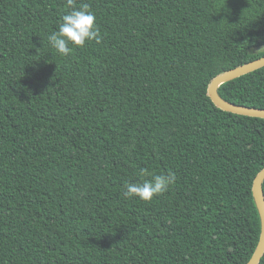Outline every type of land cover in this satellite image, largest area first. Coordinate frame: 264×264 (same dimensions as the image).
Masks as SVG:
<instances>
[{"label":"trees","instance_id":"obj_1","mask_svg":"<svg viewBox=\"0 0 264 264\" xmlns=\"http://www.w3.org/2000/svg\"><path fill=\"white\" fill-rule=\"evenodd\" d=\"M75 4L102 40L62 57L48 36L66 0H0V264H246L264 118L208 88L264 56V0ZM218 93L264 108V66ZM141 169L175 183L124 198Z\"/></svg>","mask_w":264,"mask_h":264},{"label":"clouds","instance_id":"obj_2","mask_svg":"<svg viewBox=\"0 0 264 264\" xmlns=\"http://www.w3.org/2000/svg\"><path fill=\"white\" fill-rule=\"evenodd\" d=\"M69 11L63 15L58 29L48 36L51 47L62 56L71 55L74 48H84L90 42L99 43L102 40L100 28L95 13L89 10L88 5L76 6L75 0H66ZM141 177L136 182H125L121 195L126 199L139 198L151 202L169 191L175 183V174L149 173L147 169H141L138 173ZM147 177V178H144Z\"/></svg>","mask_w":264,"mask_h":264},{"label":"water","instance_id":"obj_3","mask_svg":"<svg viewBox=\"0 0 264 264\" xmlns=\"http://www.w3.org/2000/svg\"><path fill=\"white\" fill-rule=\"evenodd\" d=\"M256 51L264 50V45L255 48ZM264 66V56H261L257 59L249 61L243 65L232 68L222 74L214 77L209 85L208 94L211 97L212 101L221 109L226 111L255 116V117H263L264 118V108L259 107H250L245 105L236 104L224 99L219 93V86L229 80L235 79L239 76L247 74L251 71H254L258 68ZM264 168L259 171L256 175L253 182V194L261 215L262 222V230L258 245L250 258V260L246 264H259L262 256L264 255Z\"/></svg>","mask_w":264,"mask_h":264}]
</instances>
